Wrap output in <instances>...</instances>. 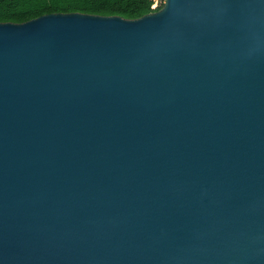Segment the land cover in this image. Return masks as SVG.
I'll use <instances>...</instances> for the list:
<instances>
[{
	"label": "water",
	"instance_id": "1",
	"mask_svg": "<svg viewBox=\"0 0 264 264\" xmlns=\"http://www.w3.org/2000/svg\"><path fill=\"white\" fill-rule=\"evenodd\" d=\"M0 264H264V0L0 22Z\"/></svg>",
	"mask_w": 264,
	"mask_h": 264
},
{
	"label": "trees",
	"instance_id": "2",
	"mask_svg": "<svg viewBox=\"0 0 264 264\" xmlns=\"http://www.w3.org/2000/svg\"><path fill=\"white\" fill-rule=\"evenodd\" d=\"M163 5L164 0H0V22L21 23L44 14L66 12L136 19Z\"/></svg>",
	"mask_w": 264,
	"mask_h": 264
}]
</instances>
